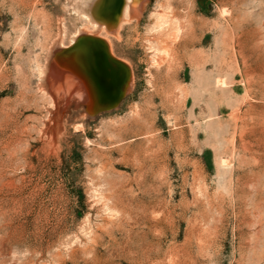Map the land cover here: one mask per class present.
I'll return each mask as SVG.
<instances>
[{
	"label": "rangeland",
	"instance_id": "obj_1",
	"mask_svg": "<svg viewBox=\"0 0 264 264\" xmlns=\"http://www.w3.org/2000/svg\"><path fill=\"white\" fill-rule=\"evenodd\" d=\"M143 1L90 116L38 78L91 26L0 0V264H264V0Z\"/></svg>",
	"mask_w": 264,
	"mask_h": 264
},
{
	"label": "bare ground",
	"instance_id": "obj_2",
	"mask_svg": "<svg viewBox=\"0 0 264 264\" xmlns=\"http://www.w3.org/2000/svg\"><path fill=\"white\" fill-rule=\"evenodd\" d=\"M68 3L69 12L77 20H85L86 26H91V31L88 32L81 28L82 26L77 27L70 36L67 47H63L59 35L50 50L51 65L39 74L38 87L56 95L55 97H59L62 102L68 103L73 100L85 103L87 105L84 109L85 114L92 116L108 100H116L119 97L117 94L129 90L132 82L127 64L113 56L106 35L102 40L93 37L98 38L100 31L116 35L121 25L138 21L145 2L68 0ZM86 34L93 37L88 38L85 42L86 47L83 48L77 43L80 36ZM68 48L71 50L67 51ZM78 49L80 52H76ZM110 78L112 80L107 83Z\"/></svg>",
	"mask_w": 264,
	"mask_h": 264
}]
</instances>
